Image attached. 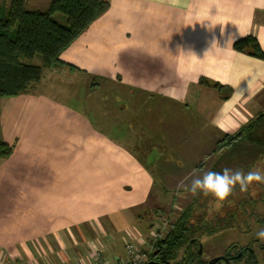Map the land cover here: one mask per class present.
Masks as SVG:
<instances>
[{"label": "crops", "instance_id": "0c3cea01", "mask_svg": "<svg viewBox=\"0 0 264 264\" xmlns=\"http://www.w3.org/2000/svg\"><path fill=\"white\" fill-rule=\"evenodd\" d=\"M105 1L60 55L77 70L45 69L0 100V141L14 147L0 159V264L123 259L149 237L139 210L155 185L200 171L197 153L260 113L264 59L233 43L252 36L264 50V0Z\"/></svg>", "mask_w": 264, "mask_h": 264}, {"label": "trees", "instance_id": "16d2710c", "mask_svg": "<svg viewBox=\"0 0 264 264\" xmlns=\"http://www.w3.org/2000/svg\"><path fill=\"white\" fill-rule=\"evenodd\" d=\"M108 8L109 3L105 0H51L48 8L41 11L28 10L25 0H10L8 6L0 0V100L28 91L41 79L45 69L63 65L77 70L63 62L60 55ZM55 14L65 16L66 24L58 22ZM233 49L264 59V50L252 36L236 40ZM37 54L41 55V64L27 62ZM199 83L218 91L224 88L204 77L199 79ZM263 122L264 112L245 123L235 134L224 135L217 151L243 141ZM13 148V145L0 141V159L10 157ZM192 207L193 204H189L179 214L171 224L170 232L159 242L161 254L170 253L181 243L186 245L194 237L212 236L221 230V225L217 227L212 222L190 223Z\"/></svg>", "mask_w": 264, "mask_h": 264}, {"label": "rangeland", "instance_id": "374dc122", "mask_svg": "<svg viewBox=\"0 0 264 264\" xmlns=\"http://www.w3.org/2000/svg\"><path fill=\"white\" fill-rule=\"evenodd\" d=\"M65 19V16H62ZM27 60V59H26ZM30 63L40 64L41 55L37 54L31 58ZM260 113L264 112V95L261 99ZM201 155L202 167L204 170L222 171L225 168L242 169L244 172L258 170L264 173V122L258 124L251 130L249 136L243 141L229 146L216 153L204 152ZM201 160V159H200ZM193 168L186 164V169ZM197 168L196 170H198ZM199 171V170H198ZM177 184L155 185L150 200L144 210H139V220L142 224L143 236H149L151 228L163 225H171L181 212L193 204L190 223L212 222L214 225H221V230L213 236H202L204 247L209 255L221 254L224 246L230 241H247L255 233L264 228L253 224V231L244 235L242 230L247 229L243 219L251 217L250 213L263 214L264 206V183L254 182L247 192H241L237 187L231 196L220 201L211 195L205 196L202 193L192 196L190 193L177 192ZM262 216V215H261ZM241 223V226L240 224ZM264 244V241H261ZM257 246V245H256ZM146 247L141 245L138 249ZM264 264V261L263 263Z\"/></svg>", "mask_w": 264, "mask_h": 264}, {"label": "flooded vegetation", "instance_id": "af4514ba", "mask_svg": "<svg viewBox=\"0 0 264 264\" xmlns=\"http://www.w3.org/2000/svg\"><path fill=\"white\" fill-rule=\"evenodd\" d=\"M262 204L264 206V199ZM249 216L251 217L245 218L241 222H244L247 227V229L242 230L244 235L253 231L254 223L258 227L264 226V213H250ZM241 223H239L240 226ZM171 227L172 225L169 224L162 226V238L156 241L153 250L147 254L146 259L141 264H209L211 260L218 257L219 259L212 264H262L264 261V244L256 236L250 237L245 242L232 240L224 246L221 254L208 256L202 241L203 235H199L191 239L186 245L181 243L177 248H173L170 253L161 254L158 244L170 232Z\"/></svg>", "mask_w": 264, "mask_h": 264}, {"label": "clouds", "instance_id": "9594fccd", "mask_svg": "<svg viewBox=\"0 0 264 264\" xmlns=\"http://www.w3.org/2000/svg\"><path fill=\"white\" fill-rule=\"evenodd\" d=\"M254 182L264 183V173L258 170L244 172L242 169L233 171L225 168L222 171L193 169L177 184V192L190 193L192 196L211 195L217 200L224 201L238 187L241 192H247ZM257 239L264 241V228L255 233Z\"/></svg>", "mask_w": 264, "mask_h": 264}, {"label": "built area", "instance_id": "2783aa9c", "mask_svg": "<svg viewBox=\"0 0 264 264\" xmlns=\"http://www.w3.org/2000/svg\"><path fill=\"white\" fill-rule=\"evenodd\" d=\"M162 226L151 228L150 239L143 243L146 247H143L141 250L138 249L139 246L136 243L128 242L124 246L125 257L116 262H108L99 255L94 259L93 264H141L147 257V254L153 250L154 245L157 240L162 238Z\"/></svg>", "mask_w": 264, "mask_h": 264}, {"label": "water", "instance_id": "95a60500", "mask_svg": "<svg viewBox=\"0 0 264 264\" xmlns=\"http://www.w3.org/2000/svg\"><path fill=\"white\" fill-rule=\"evenodd\" d=\"M219 259V257L218 258H214L213 260H211L210 262H209V264H212L214 261H217Z\"/></svg>", "mask_w": 264, "mask_h": 264}]
</instances>
